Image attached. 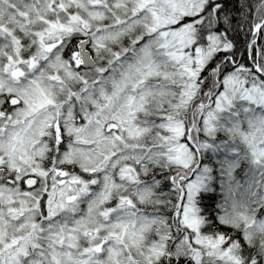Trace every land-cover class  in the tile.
Listing matches in <instances>:
<instances>
[{"label":"snow or ice","instance_id":"6c2138e0","mask_svg":"<svg viewBox=\"0 0 264 264\" xmlns=\"http://www.w3.org/2000/svg\"><path fill=\"white\" fill-rule=\"evenodd\" d=\"M0 264H264V0H0Z\"/></svg>","mask_w":264,"mask_h":264}]
</instances>
